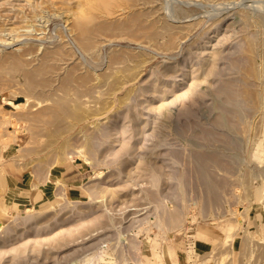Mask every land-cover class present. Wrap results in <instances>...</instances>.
<instances>
[{"label":"rangeland","instance_id":"obj_1","mask_svg":"<svg viewBox=\"0 0 264 264\" xmlns=\"http://www.w3.org/2000/svg\"><path fill=\"white\" fill-rule=\"evenodd\" d=\"M115 1L0 0V264H264V0Z\"/></svg>","mask_w":264,"mask_h":264},{"label":"bare ground","instance_id":"obj_2","mask_svg":"<svg viewBox=\"0 0 264 264\" xmlns=\"http://www.w3.org/2000/svg\"><path fill=\"white\" fill-rule=\"evenodd\" d=\"M111 1V0H110ZM113 1V0H112ZM115 1V0H114ZM95 2H97L98 4L96 5L95 4ZM116 2V1H115ZM126 2V1H125ZM137 2V1H136ZM80 3V2H79ZM108 3H109V0H84V2L80 5V9H79V7H78V12L75 14V15H72V27L71 28H73L74 29V31L73 32H75V31H77L78 32V35H77V33H76V35H77V37L78 36H80V37H78L77 39H78V41L80 40V38L82 37H84L85 35H87L86 33L88 32V29H87V26L89 25L90 26V24L91 23H93L95 20H98V18L99 19H101V18H104V17H106V16H110L111 17V15H113V14H115L114 12H111L110 10H109V7L107 8V6H106V4L108 5ZM127 3L128 2H126V6H127ZM110 4H111V2H110ZM116 5H114L113 4V8H115V6H117L118 4H120L121 5V3H118L117 4V2L115 3ZM120 5H118L120 8H121V6ZM131 5V4H130ZM110 6V5H109ZM125 5H123V7H124ZM134 6V5H133ZM64 7H66L65 5H64ZM118 7V8H119ZM112 8V7H111ZM119 8V10H121V11H123V8L122 9H120ZM125 8L126 7H124V10H125ZM117 9V8H116ZM64 10V9H63ZM65 10H66V8H65ZM118 11V10H117ZM120 11V12H121ZM117 14V13H116ZM136 14V13H135ZM133 17V16H132ZM136 17V16H135ZM69 18H70V16H69ZM134 18V17H133ZM137 18H139L138 16H137ZM130 19V18H129ZM107 20H108V18H107ZM122 20V19H121ZM131 20H133L132 18H131ZM129 22V21H128ZM131 22H133V21H131ZM101 23H103V22H101ZM100 23V24H101ZM99 24V25H100ZM120 24V23H119ZM98 25V33H101V34H103L104 33V31L106 30V28H109V25L107 24L106 26H103V28H102V26H99ZM118 25V24H117ZM128 25H129V23H128ZM130 25H132L131 23H130ZM154 25H155V23H154ZM96 26V25H95ZM94 26V27H95ZM108 26V27H107ZM152 26V25H151ZM91 27V26H90ZM89 27V28H90ZM93 27V26H92ZM93 27V28H94ZM105 27V28H104ZM70 28V29H71ZM93 28H90V30L91 29H93ZM103 30H101V29ZM115 28H117V26L115 27ZM151 28L152 27H149V30H151ZM72 29V30H73ZM123 29V28H122ZM143 29V28H142ZM145 29V28H144ZM148 28H146L145 30H147ZM94 30V32L95 31H97V29L96 28H94L93 29ZM100 30L103 32H100ZM114 30V29H113ZM116 30V29H115ZM149 30H147V31H149ZM106 33V32H105ZM150 33V32H149ZM153 33V32H152ZM109 34V33H108ZM111 34V36H110V38L112 37V36H114V32H113V35H112V33H110ZM130 34V33H129ZM93 35V34H92ZM103 35H105V34H103ZM90 36V35H89ZM99 36V35H98ZM124 36V35H123ZM151 35H149L148 36V38L150 39V40H152L151 39V37H150ZM174 37H175V35H174ZM76 38V37H75ZM86 40H87V38L86 37H84ZM83 38V39H84ZM90 37H88V39H89ZM82 39V41L81 42H83V43H85L84 42V40ZM90 40V39H89ZM173 41V40H172ZM99 42V41H98ZM174 42V41H173ZM82 43V44H83ZM86 43H89V42H86ZM95 43V42H94ZM90 44H93L92 42L90 43ZM96 46V45H95ZM95 46H93V47H95ZM85 47H87V46H85ZM84 48V47H83ZM3 57V56H2ZM8 57V56H7ZM5 58V57H4ZM13 58H15L14 56H13ZM116 58V57H115ZM51 59V58H50ZM4 60H8V58H6V59H4ZM12 60V59H11ZM15 60V59H14ZM20 60V59H19ZM43 60H45V57H44V59ZM3 62H6V61H3ZM3 62H1L0 61V66L2 65V66H4V64L5 63H3ZM13 62V61H12ZM16 63V62H15ZM16 65H17V63H16ZM19 65V64H18ZM6 66V65H5ZM1 68V67H0ZM4 68V67H3ZM43 68H45V67H43ZM43 70V69H42ZM45 70H47L48 71V69H45ZM29 72V71H28ZM31 72V71H30ZM35 72V71H34ZM34 72L32 73V74H34ZM44 73V72H43ZM71 73V72H70ZM69 73V74H70ZM31 74V77L33 78V76L34 75H32ZM72 74V73H71ZM74 74V73H73ZM28 76H30V75H28ZM30 78V77H29ZM35 78V77H34ZM68 78H70V76L68 77ZM31 79V78H30ZM29 79V80H30ZM33 80V79H32ZM32 80H30V83L32 82ZM41 80V79H40ZM35 83H36V81H35V79L33 80ZM34 82H32V85H33V83ZM43 82V81H42ZM35 83H34V85H35ZM69 83V82H68ZM41 84V83H40ZM31 85V86H32ZM35 89V88H34ZM13 97V96H12ZM9 103V102H8ZM61 105V104H60ZM63 109H65V108H63ZM59 111H61V110H59ZM66 111V110H65ZM81 115V114H80ZM78 116H79V114H78ZM76 118H78V117H76ZM3 228V227H2ZM1 229V228H0Z\"/></svg>","mask_w":264,"mask_h":264},{"label":"crops","instance_id":"obj_3","mask_svg":"<svg viewBox=\"0 0 264 264\" xmlns=\"http://www.w3.org/2000/svg\"><path fill=\"white\" fill-rule=\"evenodd\" d=\"M20 188H25V187L22 184H20V180L18 178L14 176H3L2 174L0 176V197L2 199L1 203L7 204L8 198L9 199L14 198V199H19V200L24 198V200L25 199L33 200L32 196L31 197L28 196L29 192H24ZM0 207L4 208V205Z\"/></svg>","mask_w":264,"mask_h":264}]
</instances>
